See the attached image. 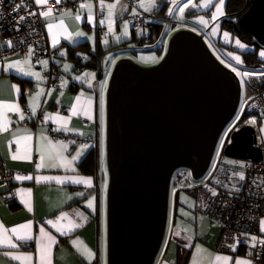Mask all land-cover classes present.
I'll return each instance as SVG.
<instances>
[{
    "label": "crops",
    "instance_id": "crops-1",
    "mask_svg": "<svg viewBox=\"0 0 264 264\" xmlns=\"http://www.w3.org/2000/svg\"><path fill=\"white\" fill-rule=\"evenodd\" d=\"M170 1L156 0L155 7L151 11L161 10L166 3L168 6L165 16L171 17L168 13ZM180 1L179 9L183 6L184 0L177 2ZM81 4L92 5L93 19L91 22L87 19L89 9H81ZM109 4L116 5L111 9L112 32L108 30ZM145 4L147 6V0H145ZM138 6L140 7V0H138ZM50 9H52V13L44 19L50 45L60 49V56L53 60L62 74L60 89L57 90L47 83L44 72L50 65L48 60L35 61L33 56L31 55L29 58L28 54L0 60V106L17 104L25 117L21 120L20 113L0 107V112L5 113L7 117L3 121L7 131H0V225L3 226L0 229V234L10 237L11 243L16 245L13 248L8 243L0 244V264H38V241L51 244L52 264H108V223L103 198L107 178L105 164V158H107V90L110 75H112L111 71L113 67L115 68L119 53L137 54L141 51L157 50L161 54L173 26H167L163 21H156L159 22L158 24L154 22L152 27L146 29L145 33L151 36L150 42L156 43V45L144 49L142 45L145 42L142 40V34L139 36V33H136L130 24L129 15L134 13L136 8H133L128 0H103V3L100 0H85L77 6L68 5L61 10ZM140 9L144 10L141 7ZM179 9L175 16H180ZM211 9H202L201 11L207 12ZM185 12H187V16H191L198 10L190 6L185 9ZM77 14L81 19H75ZM61 20L63 21L62 26ZM102 20L103 24L100 23ZM49 24L53 26L51 31L48 28ZM125 24H127V36L123 35ZM77 32H83L84 35L77 36ZM200 33L206 32L203 30ZM68 34H71L70 39L66 38ZM53 36L58 41L55 46H53ZM105 40L107 43H104ZM81 44H86L88 49L78 48ZM121 50L124 51L121 52ZM92 56L97 59V63H87ZM17 60L25 62L26 71L40 73L42 79L37 80L35 76L22 74L15 69L5 70L8 63ZM80 60L84 64L83 68H79V64L82 63ZM229 60L231 63L232 60ZM41 61H47V66L45 67ZM65 65L70 66L67 71ZM97 66H100L97 68L100 71L96 69ZM86 73H94L95 77L87 76ZM16 76L30 80L32 86L25 87L15 78ZM76 77H84V79L77 80ZM89 80L91 86L87 82ZM12 85H16L20 89L19 93L12 88ZM41 90L44 94L37 96L36 94ZM244 101L248 102L246 92ZM74 104L78 109L76 115L71 112ZM35 105L38 106L33 114L32 106ZM26 107L29 110L27 112L25 111ZM49 116L52 118L46 119ZM57 117L68 119L65 122ZM252 117L247 122L255 126L258 143L261 144L264 154V114L261 116L256 114ZM57 129L60 130L57 131ZM53 130L77 134L84 138H95L102 154L99 174L97 176L89 174L81 166L94 146L89 143L78 144L72 139H58L52 134ZM84 144L89 147L84 150L83 155L71 165H67L66 161H70L80 146ZM65 145L66 147H64ZM18 150L21 156L28 155L30 159L13 160L12 154L17 153ZM40 164L44 166L37 167ZM5 169L25 170L33 172L34 176L31 180H18L10 186L1 178ZM37 177H59L63 182H59L57 179L38 181ZM66 177H90L92 186L87 187L83 183H73L64 179ZM27 190H31V192L29 193ZM5 192H15V199L9 202L4 201ZM79 193H83V195H79ZM92 197H95V210L88 207V201ZM178 200L176 199V216L169 230L166 229L163 245L154 264H225L223 260H216L217 256L231 257L228 264H235L237 258L252 260L244 253L235 255L217 250L216 246L221 237L222 226L219 222L200 215L195 210L196 208L194 213L189 211L190 214L183 211L182 216L179 217L181 220H178L180 206ZM23 201H28L31 204L32 211H28ZM62 213H66L67 217L58 220ZM77 213H82L87 217V220L82 222L80 228L68 232L67 235H61L57 229L67 230L72 221L81 223V217ZM48 221H53L55 226L49 224ZM29 222L31 223L30 230L19 227ZM41 226L49 234L42 240L39 231ZM13 228L17 229L15 234L10 231ZM26 231H30L33 239L19 240L18 236L23 235ZM49 236L54 237L56 242L51 243ZM252 236L264 238V233L258 231L251 234L246 242L247 246L251 247ZM73 240L82 241L83 245L94 254L93 258L89 260L87 256L83 255L80 249L71 243ZM9 252L13 255H21V259H13L12 256L6 254ZM24 254H31V259L26 260Z\"/></svg>",
    "mask_w": 264,
    "mask_h": 264
},
{
    "label": "water",
    "instance_id": "water-1",
    "mask_svg": "<svg viewBox=\"0 0 264 264\" xmlns=\"http://www.w3.org/2000/svg\"><path fill=\"white\" fill-rule=\"evenodd\" d=\"M240 24L264 45V0H253ZM241 98L236 72L192 29L175 32L155 65L118 60L107 90L108 264L155 263L176 170L206 176ZM257 144L255 126L244 124L224 153L261 159Z\"/></svg>",
    "mask_w": 264,
    "mask_h": 264
},
{
    "label": "built area",
    "instance_id": "built-area-1",
    "mask_svg": "<svg viewBox=\"0 0 264 264\" xmlns=\"http://www.w3.org/2000/svg\"><path fill=\"white\" fill-rule=\"evenodd\" d=\"M83 1L85 0H69L57 4L56 0H49L46 5L37 6L34 0H0V60L27 55L31 48L35 61L39 59L49 61L50 65L44 75L48 85L59 90L62 74L53 60L60 56V49L50 45L46 22L40 13L48 8L61 10L68 5L77 6ZM128 1L133 8L138 9L129 15L130 24L133 29L143 31L142 40L145 43L151 40V36L145 31L152 27L154 22L163 21L167 26H174L178 22L174 17L160 16L154 11L140 9L138 0ZM21 4L23 7L17 9L16 6ZM31 12H35L36 15H29ZM20 16H24L25 19L18 23ZM202 34L207 40L205 33ZM9 41L12 47L8 46ZM207 42L218 52L212 40L208 39ZM83 67L84 64L80 63L79 68ZM239 68L242 74L244 72L250 74L248 77L243 76L248 107L261 116L264 114V94L260 88L264 83V77L260 74L264 73V68ZM25 111H29L27 107ZM52 134L58 139H72L78 144L89 143L96 146L98 143L95 138H84L72 133L53 130ZM257 145L261 146L259 143ZM242 164L244 167H241ZM188 170L186 168L175 172L173 179L182 182L189 180ZM239 172L245 174L244 180L234 175ZM16 176L33 177L34 173L5 169L1 178L12 186L18 181L15 179ZM203 179H205L203 182L192 187V192L196 197V211L200 215L219 222L222 226L216 249L235 255L244 253L253 260L254 264H264V247L257 246L253 249L246 245L251 234L259 231L260 220L264 216V154L261 159L234 158L232 162L218 160ZM213 192L216 195H213ZM15 197V192H5L3 195L6 202ZM237 240L240 242L236 245V250L232 251L230 246Z\"/></svg>",
    "mask_w": 264,
    "mask_h": 264
},
{
    "label": "snow or ice",
    "instance_id": "snow-or-ice-1",
    "mask_svg": "<svg viewBox=\"0 0 264 264\" xmlns=\"http://www.w3.org/2000/svg\"><path fill=\"white\" fill-rule=\"evenodd\" d=\"M35 4L37 6H44L46 5L49 0H34ZM61 2V0H56V3L59 4ZM172 2L175 4L177 2V0H172ZM225 2L226 0H219V3H216L214 4V0H203V3L201 5H197L195 3L192 2V0H187V3H185L182 7H180L179 11L181 13L180 15V19H183V14H184V11L185 9H187L189 7V5H191L192 8H197V7H203V8H209L211 6H213L214 4V7H215V11H213L211 13V21L205 19L203 16L199 17L198 18V23L203 25L204 27H208L209 23H212L213 26H212V29H211V34H216L219 30V25H218V19L220 16H223L224 15V11H223V7L225 5ZM101 3H103V0H101ZM155 4H156V0H147V6L145 4V0H140V7L141 8H144L145 11H151L153 7H155ZM17 9H19L20 7H23V4L21 5H17L16 6ZM116 5L115 4H109L108 5V8H109V13H108V21H109V32H112L113 29H112V25H111V17H112V11L111 9L115 8ZM80 8L81 9H84V8H88L89 9V15L87 17V19L89 20V22L92 21L93 17L91 15V8H92V5L91 4H81L80 5ZM169 14H171L174 9L173 8H169ZM135 12V10H134ZM52 13V9H47L45 11H42L40 13V15L44 16V17H48L50 14ZM65 14H68V13H65ZM29 15H32V16H35L36 13L35 12H31L29 13ZM25 19L24 16H20L19 17V22L23 21ZM75 19L79 20L81 19L80 15L77 14ZM101 24L104 23V21H100ZM63 25V21L61 20V26ZM52 25L49 24L48 25V28L49 30L51 31L52 29ZM125 30L123 32V35L124 36H127L128 35V31H127V24H125ZM192 31H196L195 28L192 29ZM77 36H83L84 33L83 32H77L76 33ZM230 34L228 32H224L223 33V37L225 38V40H227L229 38ZM66 38H71V34H68V36ZM117 39H119V37H117ZM58 43L57 39L55 36H53V46H55L56 44ZM104 43H107V40L104 41ZM235 43L238 47L240 48H244L246 47L243 43H241V41L239 39H236L235 40ZM8 46L9 47H12V43L11 41L8 42ZM33 54V50L30 48L29 49V58L31 57V55ZM62 55L64 53H61ZM229 55L231 56L232 54L229 53ZM260 57L264 58V51H261L259 53ZM233 59L236 61V62H240L241 58L240 56L236 55V56H233ZM114 62V61H113ZM24 63L23 61H20V60H17L15 62H11V63H8L7 64V67L5 70H8V69H15L17 70L18 72L22 73V74H25V75H31V76H35L37 80H40L42 79V77L40 76V73L38 72H32V71H26L25 70V67H24ZM41 63H43L45 65V67L47 66V61H41ZM229 67L232 68V71L236 72V75L237 76H241V73L239 71H237V69L235 67H232V65H228ZM70 66L69 65H65V70L67 71L68 68ZM85 75L87 76H91L92 78L95 77V74L94 73H86ZM250 74L248 72H244L243 73V76L244 77H248ZM261 77H264V73H261L260 74ZM75 79L77 80H83L84 77H76ZM89 83V86H91V81H87ZM241 84L243 85L244 84V80L241 79ZM63 86V85H62ZM12 88H14L16 90L17 93H19L20 89L16 86V85H12ZM43 90H41L40 92H38L36 95L37 96H40V95H43ZM81 95H83V93H81ZM77 100H79V97H77ZM30 104H31V99H30ZM38 105H35V106H32V111H33V114L35 113L36 111V107ZM0 107H5L7 108L8 111H13V112H18L20 113V119L23 120L25 117L23 115V112L22 110L19 108V106L17 104H9V105H3V106H0ZM243 111V109L241 110ZM71 112L73 115H76L78 113V109H77V106L74 104L71 108ZM52 117L49 116V117H46V119H51ZM59 120H64L65 122L67 121L68 118H65V117H57ZM7 117H6V114L3 113V112H0V131H7V127L6 125L3 123L4 120H6ZM237 119H239V116L237 117ZM252 122H255V121H252ZM235 127V123L229 127V129L226 130L225 134H224V138L221 139V142H220V146L221 148L223 147L224 145V141H225V138H228V133L231 132ZM60 129H57V131H59ZM65 130H68L67 128H65ZM17 143H19V141H17ZM74 143V141H73ZM66 147V145L64 146ZM89 147V145L87 144H84V145H81L80 146V149L77 151L76 155L73 156L71 158L70 161H66L67 165H71L72 162L74 161H77L82 155H83V152L84 150H86L87 148ZM219 155V153H218ZM13 160H22V159H30V156L28 155H24V156H21L19 154V150L17 151V153H14L12 154V157H11ZM42 159H43V156H42ZM64 160H66V158H63ZM44 165L43 164H40V165H37V167H43ZM55 166V165H53ZM241 167H244V165L242 164ZM234 175H237L239 176L240 180H244L245 179V174L243 172H239V173H234ZM16 180H31L33 179V177L31 176H16L15 177ZM38 181L39 180H43V179H57L59 182H63L61 180V178L59 177H56V178H48V177H37L36 178ZM66 180H70L72 181L73 183H83L85 184L87 187H91L92 186V179L89 177V178H84V177H66L64 178ZM106 187V185H105ZM29 193L31 192V190H27ZM236 191H239V189H236ZM79 195H83V193H79ZM213 195H216L215 192H213ZM94 201H95V197H92V199H90L88 201V207L89 208H93L94 209ZM25 206L27 207L28 211H32V207H31V204L28 202V201H23ZM78 216L81 217V223H76L75 221H72L70 223V225L68 226L67 230H64V229H57L58 231H60L61 235H67L68 232H71V231H74L75 229L77 228H80L82 226V222L83 221H86L87 220V217L86 216H83L82 213H77ZM67 217V214L66 213H62L61 214V217L58 218V220L60 219H64ZM49 224H53V226H55L54 222L53 221H48ZM20 228L22 229H29L31 228V223L29 222L28 224H25V225H20L19 226ZM3 226L0 225V229H2ZM7 231V230H5ZM13 234H15L17 232V229L16 228H13L10 230ZM40 233H41V240L44 236H48L49 234L46 233L45 231V228L43 226L40 227L39 229ZM259 231L261 233H264V219H262L260 221V228H259ZM177 235H179V233H176ZM18 239L19 240H23V241H27V240H31L33 239L32 235L30 234V231H26L24 232L23 235H19L18 236ZM49 239L51 241V243H55V238L54 237H50L49 236ZM240 241L237 240L236 243H234L233 245H231L230 247L232 248V251H235L236 250V245L239 243ZM3 243H8L10 245V247H16L15 244L11 243V238L10 237H6L4 236L3 234H0V244H3ZM71 243L74 245V246H77L81 253L85 256H87V258L89 260H91L93 258V253L86 247L83 245V242L82 241H79V240H73L71 241ZM264 246V238H258L257 236H252L251 237V247L253 249L257 248V246ZM37 252H38V264H52V259H51V244H44L40 241H38V248H37ZM7 255H10L12 256L13 259L15 260H20L21 259V255H13L11 252L9 253H6ZM249 255H251V253H249ZM24 258L26 260H30L31 259V254H24ZM232 258L229 257V256H217L216 257V260H223L225 262V264H228V262L231 260ZM235 264H253L252 260L250 259H245V258H237L235 260Z\"/></svg>",
    "mask_w": 264,
    "mask_h": 264
},
{
    "label": "rangeland",
    "instance_id": "rangeland-1",
    "mask_svg": "<svg viewBox=\"0 0 264 264\" xmlns=\"http://www.w3.org/2000/svg\"><path fill=\"white\" fill-rule=\"evenodd\" d=\"M192 2L197 4V5H201L203 3V0H192ZM180 3H181V1L180 2H176L175 4L172 2V0L170 1V5L168 7V10H169V8H173L174 9V11L170 15H171V17H175L178 22L170 30V36L167 39L165 49H164L163 52L161 51L162 52L161 54L157 50H153V51L149 50V51H146V52H144V51L142 52L141 51V52H138L137 54H131V53L123 52V53H119L117 55V58H118L117 62L121 58L131 57L136 62H138L139 64H141L143 66L155 65L158 62H160L162 60V58L165 56V54L167 52V49H168L169 40H170L171 36L175 32H177L178 30L184 29V28H188V29L195 28L196 32H199V33L203 32V30H204L207 33V34L205 33L207 40L208 39L212 40V41L221 40L223 43L228 44L230 46H233L232 49L226 47V49H224V54H226L227 56L231 57L232 59H233V56H236V55L240 56L241 60H240L239 63L236 62L234 59L230 63L229 60H226L224 58L225 56L220 55L221 53L217 52V50L215 51V49L213 47H211V48H212V50L215 52V54L220 58V60L223 63H225L226 65H229V64L232 65V67H235L237 69V71H239L241 73V76H238L240 78V81H241V79L243 77V74H242V71L240 70L241 68H239L240 67L239 64H241V62H242V56H241L240 51L241 50L242 51L250 50V49H253V47L250 46L249 44H247L246 42L240 40L238 37L234 36V34L230 30L222 29V21H223L222 19H223V16L226 14V8H225L226 7V2H225V5L223 7L224 15L220 16L219 19H218V22H217L218 25H219V30L214 35L211 34V29H212L213 24L209 23L208 27H204L203 25L198 23V18L203 16L205 19L211 21V13L213 11H215L214 4L219 3V0H214L213 6L209 7V8H212V9L210 11H207V12H205L204 10L203 11H201V10L202 9H206L207 10L209 8L197 7L196 8L198 10L197 13H195V14H193L191 16H187V12L184 11L183 19H180L179 18L180 16H175L176 14H178V9H179L178 7H179ZM185 3H187V0L183 1V5ZM190 6L191 5H189V7ZM136 10H135V12H136ZM168 13H169V11H168ZM180 15H181V13H180ZM188 17H190V18H188ZM182 21H185V22H182ZM224 32H228L230 34V36H229V38L227 40H225V38L223 37V33ZM136 33H139V36H141V34H143V31L136 30ZM236 39H239L241 41V43H243L246 47H244V48L238 47L236 45V43H235ZM155 45H156V43H151L150 42V43H144L142 46H143L144 49H146L147 47H151V46H155ZM218 50H221V48L218 49ZM122 51H124V50H121V52ZM261 51H264V48L259 49V53ZM229 53H231L232 55L230 56ZM113 69H114V67H113ZM113 69H112V71H113ZM112 71H111V74H112ZM245 92H246V85H245V82H244V84L242 85V98H241V103H240V106H239V110H238L235 118L230 122V124L225 128L224 132L222 133V136H221V138L219 140V143H218V146H217V149H216V152H215V155H214V158H213V161H212V164H211V167H210L209 171L214 166L215 162H217L218 160H222V161H226V162L234 161L233 157L227 156L224 153V148H225L226 143L228 141L229 142L231 141V133L235 129L240 128V125H241L240 117L243 114V112L246 110V108H248L247 107L248 102L244 101L245 100ZM242 109H243V111H241ZM238 116H239V119H237ZM234 123H235L234 129L231 132L228 133V138H225L224 145L221 148V146H220L221 139L224 138V134H225L226 130L229 129V127L232 126ZM245 124H248V122H246ZM218 153H219V155H218ZM106 155H107V152H106ZM105 160H106L105 164H106V173H107V178H106L105 182H106L107 187H105V191H104L105 194H104L103 200H104L105 216H106V221H107V190H108V185H109V172H108L107 158H105ZM181 169H186V168H179L178 170H176V173L179 170H181ZM209 171H208V173H209ZM188 172L190 174L189 180H186L185 182L178 183L176 186L174 184H172V186H171L170 206H169V216H168V223H167V231L171 227L172 222L174 220V217L176 216V214H175V206H176V202H177L176 199H177V193L178 192H179L178 203L180 204L179 212H178L179 213L178 220H181L179 217L182 216V212L183 211H185L187 214H190L189 211L194 213V209L196 208V197H195V195L192 192V187H194L195 185L203 182L205 179H203V178L202 179H196L195 177H193L192 172L190 171V169L188 170ZM183 207L188 209V210L186 211Z\"/></svg>",
    "mask_w": 264,
    "mask_h": 264
},
{
    "label": "trees",
    "instance_id": "trees-1",
    "mask_svg": "<svg viewBox=\"0 0 264 264\" xmlns=\"http://www.w3.org/2000/svg\"><path fill=\"white\" fill-rule=\"evenodd\" d=\"M169 1V0H167ZM253 0H227L226 1V14L223 16L222 21V29L224 30H230L234 36L238 37L240 40L246 42L250 46L253 47V49L246 50V51H240L242 56V62L241 66L246 69H257V68H264V58L260 57L259 55V49L264 48V45L257 40V38L247 30H245L241 24L240 19L241 17L248 11V9L251 7ZM168 5H163L161 10H155L154 12L158 13L160 16H165L167 13L165 12ZM158 24L159 22H155ZM215 46L217 47L220 55L225 56L224 58L226 60H233L231 57L224 54V49L227 48H233V46H230L228 44L223 43L221 40L213 41ZM219 47V48H218ZM78 48L84 49L88 47L86 44H81ZM89 51V50H86ZM90 60L87 62L89 64H95L97 63V59L95 57H90ZM230 61V60H229ZM82 62V60H80ZM83 63V62H82ZM100 66H97L99 68ZM18 79L25 87H31L32 83L30 80L22 77H15ZM261 91L264 94V83L261 86ZM252 116H256V112L250 110L249 108H246V110L243 112V114L240 117L241 126L244 125L247 121L251 119ZM253 118V117H252ZM228 144V142L226 143ZM101 164H102V154L101 149L99 145L94 146L89 154L86 156V158L81 163L82 169L86 171L89 174L97 176L101 170ZM182 181L173 179L172 184L175 186L178 183H181ZM185 182V181H184ZM172 186V185H171ZM179 192L177 193V200H178ZM196 210V209H195Z\"/></svg>",
    "mask_w": 264,
    "mask_h": 264
},
{
    "label": "bare ground",
    "instance_id": "bare-ground-1",
    "mask_svg": "<svg viewBox=\"0 0 264 264\" xmlns=\"http://www.w3.org/2000/svg\"><path fill=\"white\" fill-rule=\"evenodd\" d=\"M188 169V168H187Z\"/></svg>",
    "mask_w": 264,
    "mask_h": 264
}]
</instances>
